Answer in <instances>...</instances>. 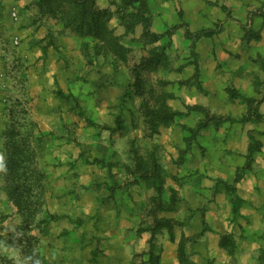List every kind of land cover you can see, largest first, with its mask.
Wrapping results in <instances>:
<instances>
[{
  "label": "rangeland",
  "instance_id": "1",
  "mask_svg": "<svg viewBox=\"0 0 264 264\" xmlns=\"http://www.w3.org/2000/svg\"><path fill=\"white\" fill-rule=\"evenodd\" d=\"M69 1L0 0L16 26L0 24V193L15 99L42 137L46 190L31 217L15 205L20 252L3 264H218L217 238L233 256L239 234L212 226L238 173L264 201V0H94L97 33ZM252 136L261 148L245 170Z\"/></svg>",
  "mask_w": 264,
  "mask_h": 264
},
{
  "label": "trees",
  "instance_id": "2",
  "mask_svg": "<svg viewBox=\"0 0 264 264\" xmlns=\"http://www.w3.org/2000/svg\"><path fill=\"white\" fill-rule=\"evenodd\" d=\"M53 0H37L38 7L42 10L49 8L50 2ZM59 1V0H56ZM137 0H122L124 7H133ZM70 7L74 6L75 15L78 16L82 22L81 26L85 28L86 32L97 33L98 26L103 17L100 9L95 7L94 0H70ZM56 13H59L56 10ZM58 16V15H57ZM169 30L167 35L171 34ZM189 36L192 33L187 32ZM209 33H197L195 36L202 37ZM158 36V35H156ZM236 96V95H235ZM242 99L246 101H254L252 98L245 97L244 95L237 93ZM14 107H21L19 111L7 109L9 112V122L3 131V151L5 153L4 166L6 167V184H7V196L8 199L22 211L25 216L31 217L35 215L40 209L42 210L45 205V186L43 179L45 178V170L39 160L38 144L42 142V137H38L35 134L36 123H34L28 117V109L25 102L19 99H15ZM18 114L22 116L16 118ZM209 118V114H207ZM206 123L202 127H206ZM261 148V143L251 137V142L248 146V153L246 155V164L243 167L245 170L252 169V163L254 155ZM243 175L238 173L234 179V183H228L227 191L230 194V201L232 204L233 212L236 211L237 204L242 199L239 197L236 191V184L240 182ZM162 188H157V195L155 197L156 207L160 209L165 208V204L161 199ZM175 200V198H174ZM56 217L50 215V220H55ZM49 220H43V223H47ZM170 223L172 219L157 221V226L162 223ZM202 230L198 233V236H202L205 231L208 230L205 220L202 221ZM157 228V227H156ZM153 229V236L149 241L150 249L149 253L154 261H158V255H156V239L155 230ZM185 241V240H184Z\"/></svg>",
  "mask_w": 264,
  "mask_h": 264
},
{
  "label": "crops",
  "instance_id": "3",
  "mask_svg": "<svg viewBox=\"0 0 264 264\" xmlns=\"http://www.w3.org/2000/svg\"><path fill=\"white\" fill-rule=\"evenodd\" d=\"M25 1L22 0L20 4ZM5 5L7 6L2 12L3 16L0 17V24L10 26L14 30L16 26L14 23H11L7 15L9 9L8 3ZM22 22L29 25L28 18H23ZM29 29L32 30V28H24L27 31ZM17 32L18 36H20L19 33H22ZM3 71V62L0 59V103L4 94L1 89L3 85ZM253 178L251 175H246L236 184L238 195L243 200V203L235 220L234 214L232 215L231 213L232 206L227 201L226 195L220 193L217 197L219 205H217L216 214L218 216L212 226L213 229L216 230L215 232L221 234L230 231L236 235L239 234V237H237L238 248L233 256L220 247L219 238L213 239L214 241L211 245L212 249L209 256L212 260L216 259L215 261L218 264H264V201L261 204H256L257 199L254 191ZM1 217H3V220ZM17 217V209L8 199L7 193H0V264L4 263L3 259L12 260L20 252L17 248L18 241L16 239ZM172 251H174V248Z\"/></svg>",
  "mask_w": 264,
  "mask_h": 264
},
{
  "label": "built area",
  "instance_id": "4",
  "mask_svg": "<svg viewBox=\"0 0 264 264\" xmlns=\"http://www.w3.org/2000/svg\"><path fill=\"white\" fill-rule=\"evenodd\" d=\"M14 43H16V44H17V43H18V41H15Z\"/></svg>",
  "mask_w": 264,
  "mask_h": 264
}]
</instances>
